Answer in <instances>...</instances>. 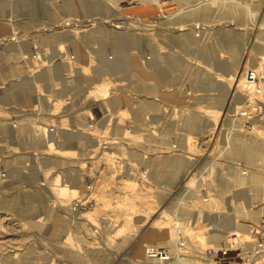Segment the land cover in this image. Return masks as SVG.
<instances>
[{
	"label": "rangeland",
	"instance_id": "rangeland-1",
	"mask_svg": "<svg viewBox=\"0 0 264 264\" xmlns=\"http://www.w3.org/2000/svg\"><path fill=\"white\" fill-rule=\"evenodd\" d=\"M5 1L0 264H264L249 232L264 233V110L253 132L239 112L247 73L264 108V0ZM201 50L214 53L208 66ZM130 59L168 83L124 79ZM215 78L225 95L212 120ZM88 179L94 204L74 206ZM152 247L171 258L148 260Z\"/></svg>",
	"mask_w": 264,
	"mask_h": 264
},
{
	"label": "crops",
	"instance_id": "crops-1",
	"mask_svg": "<svg viewBox=\"0 0 264 264\" xmlns=\"http://www.w3.org/2000/svg\"><path fill=\"white\" fill-rule=\"evenodd\" d=\"M4 2H6L5 0H4ZM3 7V4H0V13H1V9L3 10V14H4V10L6 9V8H2ZM8 8V7H7ZM8 29V28H7ZM7 29H5V30H7ZM229 40V43H227L226 45L228 46V44L231 46V41H230V39H228ZM233 55H234V57L235 56H237V54H236V52H233L232 53ZM198 55V57H199V59H201L202 61H209V60H211V58L214 56V53H212L211 51H209V50H201V51H199V53L197 54ZM233 59H235V58H233ZM130 61V63H129V68L127 69V70H125V71H123V72H118L119 74L118 75H120V74H122L123 75V78L124 79H128V76H127V72L128 71H132V72H134L136 75H138L139 74V76H142V77H144V78H150V77H153V79L154 80H161V79H163V78H166L167 77V75L165 74V71L164 70H162L161 68L159 69V70H161L162 71V73L164 72V74L162 75V76H159V77H156L155 76V74L156 75H158V72H157V70H155L154 71V73L152 74V72H143V69L141 70V67H138L137 66V68H139L140 69V71L141 72H143V73H141V72H138V71H136V70H134V68L133 67H135V65H136V61L134 60V62H133V60H128V62ZM104 62H105V60H104ZM219 63V62H218ZM213 65H212V69H213V71H214V73H215V75L216 76H220V77H222L223 79H226V80H229V81H231V79L233 78V79H235L234 78V76H233V74L231 73L233 70H231V68L230 67H226V66H223L222 64H215L214 62L212 63ZM205 65L206 66H208V63L207 62H205ZM55 69V68H54ZM95 71H99V72H101V70L98 68V70L97 69H95ZM69 72V71H68ZM12 73V72H11ZM108 73L109 74H111V76H117L116 75V72H111V71H108ZM118 77V76H117ZM19 79H26V76L25 75H20L19 77H18ZM61 79H63V78H61ZM60 79V82L61 83H63L64 82V80H61ZM238 79V78H237ZM165 80V81H164ZM239 80V79H238ZM238 80L234 83L233 82V85H234V87H237L238 86ZM162 82H166V83H168V79L166 78V79H163L162 80ZM160 83H161V81H160ZM15 84H20V83H15ZM211 85H213L214 87H213V91H215V93H214V100H215V104L218 106V107H216V110H215V108L214 109H210V114H211V119L212 120H214V118H215V116H216V113L217 112H219V110L218 109H221V107H222V102H223V96L225 95V85L223 84V82L220 80V79H216L215 78V80H214V83H212ZM14 87H11L10 85H9V87H7V90L8 89H10V90H15V89H21V87L19 86V85H13ZM30 89H31V87H29ZM28 88V89H29ZM69 89H71L70 87H69ZM6 90V91H7ZM64 92H67V91H65V88L64 89H62V93H64ZM161 93H158V96L159 97H161ZM184 95V97H185V95L186 96H189V95H187L186 93L185 94H183ZM185 98H187V97H185ZM168 100V99H167ZM8 100H5L3 97H1L0 96V102H2V103H4V102H7ZM114 101V103H115V105H117L118 103H121V102H124L125 101V99L123 98V97H121V98H116V99H114L113 100ZM118 102V103H117ZM171 102H173V101H171ZM241 102V101H240ZM182 103V104H181ZM5 104V103H4ZM180 104L181 105H186V102L185 101H180ZM114 105V106H115ZM176 105H178L179 106V104H176ZM215 105V106H216ZM187 106H189V104H187ZM239 107H237L236 106V108H235V106L233 107V109L232 110H236V109H238ZM128 109L133 113V116H134V113L137 115L138 114V111L137 110H135V108L133 107V106H130V107H128ZM204 110V109H203ZM238 111V110H237ZM204 112H208L207 111V109H206V111H204ZM232 112V111H231ZM240 112V111H239ZM163 113V111L160 113V115ZM154 115H156V114H154ZM206 115V114H205ZM232 116H235V114L234 115H232ZM231 116V117H232ZM150 117H151V115H150ZM155 118H156V116H154ZM154 117H151L150 119L151 120H154L155 118ZM163 118V117H162ZM210 119V118H209ZM189 120L191 121H195V119H194V117H189ZM189 120H187V123L189 122ZM15 122V124H17L18 123V121H14ZM21 122V121H20ZM186 123V124H187ZM197 123V124H196ZM195 124H196V127L198 128L199 127V121H197L196 120V122H195ZM224 123L222 122L221 123V121L220 122H217V124L215 125H213V123L211 122V124L210 125H208V127L209 126H212V127H215V128H220L222 125H223ZM227 124H229V125H227V127H228V129L227 130H231L232 128H234L236 125H235V119H230V120H228L227 121ZM16 127V126H15ZM162 131L164 130L163 128L161 129ZM249 131H254V127L252 126L251 128H249ZM72 135L71 134H66V137L65 138H69L70 139V137H71ZM68 139V140H69ZM71 140V139H70ZM252 141V140H251ZM224 144H226V145H229V140L228 139H225V141H224ZM227 233V232H226ZM226 235H228V233L226 234ZM233 246H234V244H232Z\"/></svg>",
	"mask_w": 264,
	"mask_h": 264
},
{
	"label": "built area",
	"instance_id": "built-area-1",
	"mask_svg": "<svg viewBox=\"0 0 264 264\" xmlns=\"http://www.w3.org/2000/svg\"><path fill=\"white\" fill-rule=\"evenodd\" d=\"M245 78H246L247 83L253 82L252 83L253 84V89L252 90H254V93L255 94L260 93L259 89L255 85V82L257 80L254 78V75L247 73ZM241 108H242V110L240 111L241 112V116H242V118H245L244 123H243L244 128H247L248 123L252 119H255V118L256 119H260L259 122H261L263 120V110H264L263 103L261 101H259L258 99H256V98H253L251 100L246 99L244 101V103L242 104ZM13 124H14V122H13ZM87 128L89 129L91 127L88 126ZM51 132H53V129L51 127H49L47 129V133H51ZM83 177L85 178V176H83ZM95 183L96 182L94 181V184H93L91 182V179H88L87 182H85L83 184V186H81V188L84 191V193L80 194V195H82L81 197H79L80 195H78L76 199L72 200V204L74 206L92 205V203L94 204L95 200H93L94 199L93 191H94V188H95L94 187ZM85 195L88 198L87 199H82ZM86 201H90V202H86ZM249 232H250V235L252 236L253 241H254L253 242L254 243L253 246L255 248L253 247L254 248L253 251L256 253V256L260 257V255L264 253V244L261 242V239H262L264 233L262 231H260V230L254 229V228H251ZM154 251H157L159 253V255L162 258V261L165 263L166 260H167L166 249L165 248H161V249H147V250L145 249L146 257L148 259H150V260L153 259V258H156V254L153 253ZM218 254H221V256L223 257V256L226 255V251H219V252L214 251V252H212L209 255V259L216 260ZM222 260L223 259H220V260H217V261L219 262V261H222Z\"/></svg>",
	"mask_w": 264,
	"mask_h": 264
},
{
	"label": "bare ground",
	"instance_id": "bare-ground-1",
	"mask_svg": "<svg viewBox=\"0 0 264 264\" xmlns=\"http://www.w3.org/2000/svg\"><path fill=\"white\" fill-rule=\"evenodd\" d=\"M258 88V87H257ZM259 89V88H258ZM259 92H260V90H259ZM259 94V93H258ZM258 94H255L254 93V90L252 91V93L250 94V97L249 98H245V100L246 99H249V100H251V99H253V98H256V96L258 95ZM257 99V98H256ZM244 100V101H245ZM256 119V118H255ZM257 120H260V119H257ZM252 122H254L253 120H251L249 123H248V126H247V130H249V128H251L252 127ZM259 122V121H258ZM262 228H263V223H261L260 224V226L259 227H257V228H254V229H257V230H260V231H262ZM250 237L252 238V236L250 235ZM253 239V238H252ZM161 248H165L166 249V253H167V260H166V262H168V260L171 258V251H170V249L168 248V247H152V248H148V249H161ZM161 251V250H160ZM164 251V250H163ZM153 253H155L156 254V258H153V259H148L147 257V259L148 260H150V261H156V262H163L162 261V258H161V256L159 255V253L157 252V251H154ZM252 257H255V258H259L258 256H256V253L253 251L252 253ZM146 255V254H145ZM261 256V255H260ZM244 264H250V261H247V262H245Z\"/></svg>",
	"mask_w": 264,
	"mask_h": 264
}]
</instances>
